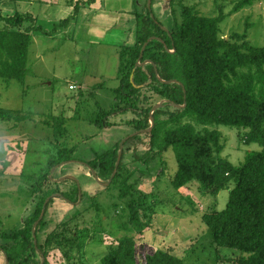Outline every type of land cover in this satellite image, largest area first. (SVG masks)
I'll return each instance as SVG.
<instances>
[{"label": "trees", "instance_id": "1", "mask_svg": "<svg viewBox=\"0 0 264 264\" xmlns=\"http://www.w3.org/2000/svg\"><path fill=\"white\" fill-rule=\"evenodd\" d=\"M248 1L242 0L239 6ZM152 5L149 7L145 0L141 8L135 9L136 42L120 48L119 84L113 88L114 103L110 109L98 112L104 119L91 120L98 127H111L119 125L112 118L130 113L128 123L133 126L132 132L140 131L125 141L121 162L110 184L116 183L122 196L131 194L130 222L134 229H143L148 222L144 224L141 215L147 217V210L152 207L150 198L158 194L137 188L145 175H149V169L130 181L137 168L127 167V152H133L130 164L141 162L150 168L157 158L164 164V153L173 149L178 163L171 178L175 188L198 180L204 195H217L230 181L235 182L226 207L211 209L203 214V220L212 229L217 248L228 247L247 254L238 264H264V45H252L247 40V31L221 36L220 24L226 17L223 12L216 16L202 15L184 5L180 19L176 18L173 26L167 27L156 16ZM79 6L78 3L72 18L78 14ZM70 19L64 18L61 23ZM0 20L7 24L0 28V79L24 82L30 72L29 52L34 33L46 30L36 24L37 17L30 12L8 16L0 12ZM157 103L161 105L151 116ZM152 118L154 127L149 129ZM186 118L203 125L204 130L182 124ZM0 119L12 122L11 127L34 120L54 131L52 144L57 145V151L49 156L47 168L34 174L29 188V195L34 197V211L27 215L21 227L0 233L4 264L6 257L9 264H42L43 257V264H51L50 246H78L81 237L77 238L69 224L94 205L100 210V205L95 201L96 196H85L83 188L80 197L76 179L55 180L60 177L57 167L72 160L77 148V145L60 146V139L68 134L64 116L53 113L37 116L29 110L0 108ZM215 123L248 128L244 140L257 142L262 149L248 150L242 162L234 164L221 156L225 146L221 132L206 127ZM121 141L84 160L94 178L93 171L103 183L112 177ZM58 197L79 207L84 197L87 201L83 209H77L67 221H61L51 212ZM136 253L135 235L124 234L114 240L102 257V264H138ZM145 264L185 263L171 250L158 248L146 255Z\"/></svg>", "mask_w": 264, "mask_h": 264}, {"label": "rangeland", "instance_id": "2", "mask_svg": "<svg viewBox=\"0 0 264 264\" xmlns=\"http://www.w3.org/2000/svg\"><path fill=\"white\" fill-rule=\"evenodd\" d=\"M84 1L0 0V12L4 16L30 12L37 17L36 24L46 30L34 33L29 52L30 72L24 82L0 79V108L29 110L37 116L66 112L68 134L60 139V146L77 145V148L72 160L52 167L51 172L57 167L60 177L74 176L84 189L85 196H96L95 201L100 205V210L94 205L69 224L77 238L81 237L79 245L50 246L48 261L51 264H102V257L108 253L114 240L124 234H132L137 239L138 264H145L146 255L158 248L171 250L185 264H238V260L247 254L228 247L217 248L213 231L203 220V214L211 209L226 207L234 181H230L217 195H204L198 180L175 188L171 178L178 169V163L173 149L164 153V164L157 158L150 168L141 162L130 164L134 157L133 152L128 151L125 159L127 167L137 168L130 181L137 179L141 171L149 169V175H145L137 188L148 194L152 191L158 194L150 198L152 207L147 210V217L143 213L141 215L143 223H148L137 230L129 219L131 194L122 196L116 183L102 184L84 164L133 131V126L128 123L132 117L130 113L112 118L119 125L111 127H98L91 122L96 118L104 119L98 112L112 107L115 100L113 88L119 80L117 76L113 78L114 68H108L106 57L100 55L104 47L88 42L83 28L81 31L75 29L76 25L84 27L89 22L88 18H72L70 15L73 8ZM138 1V8H141L145 0ZM241 1L154 0L152 6L156 16L167 27H172L176 18L180 19L184 5L202 15L216 16L223 12L226 17L220 24L221 36L230 37L235 32L247 31V40L252 45L263 46L264 0H249L239 6ZM69 17L70 21L61 23ZM6 26V21L0 20V28ZM95 70L101 74L102 83L88 89L69 88V81L82 83L81 79L90 77ZM182 124H191L196 130L205 128L188 118ZM11 125L12 122L0 119V233L21 227L27 215L34 211V197L29 195L33 176L47 168L49 156L57 151V145L52 144V128L34 120L25 121L18 127ZM206 127L221 132L225 145L221 156L234 164L241 163L248 150L262 149L259 143L244 140L248 128L219 123ZM80 160L83 161L79 163ZM86 201L87 197H84L79 207L58 197L51 212L55 219L67 221L77 209L84 208ZM52 226L49 225L46 230ZM4 262L0 253V264Z\"/></svg>", "mask_w": 264, "mask_h": 264}, {"label": "crops", "instance_id": "3", "mask_svg": "<svg viewBox=\"0 0 264 264\" xmlns=\"http://www.w3.org/2000/svg\"><path fill=\"white\" fill-rule=\"evenodd\" d=\"M86 1L87 0L82 4L79 3V16L77 14L76 18L82 16V19L88 18L89 22H87V25L84 27H78L76 25L75 29L81 31L83 28L88 42L99 43V45L104 47V50L100 51V55L106 57V65L108 68H114L113 78L115 79L120 62V48L123 45H134L136 42L135 9L139 7V1L94 0L90 4L86 3ZM71 12L70 15H73L75 8H73ZM100 78L101 74L95 70L94 74L90 77L81 79L82 83L78 80L69 81V88L71 84L76 85V88H70L71 90L95 87L96 83H102ZM104 82L105 81H103V83ZM116 86H114V88ZM60 113L67 120L68 114L64 111H60ZM60 113L58 115H60Z\"/></svg>", "mask_w": 264, "mask_h": 264}, {"label": "water", "instance_id": "4", "mask_svg": "<svg viewBox=\"0 0 264 264\" xmlns=\"http://www.w3.org/2000/svg\"><path fill=\"white\" fill-rule=\"evenodd\" d=\"M151 5H152V0H148V6L151 7ZM146 45H147V43L144 45L142 52L144 51ZM139 64H140V63H139ZM160 105H161V103H157V104L153 107V109H152V111H151V116H152L154 110H155L156 108H158ZM154 123H155V122H154V119L152 118V120H151V127H150L149 129H152V128L154 127ZM149 129H148V130H149ZM146 130H147V129H146ZM138 132H140V131L132 132L130 135H128V136H126L125 138H123V140H122L121 143H120V151H119V154H118V159H117V163H116L115 171H114L112 177L109 179V181H108L107 183H102V182H101L102 184H104V185H106V186L110 184V182L112 181V178L114 177L115 173L117 172L118 166H119V164H120V162H121V158H122V154H123V148H124V143H125V141H126L130 136H133V135L137 134ZM93 174L95 175V178H96L97 180H99L98 177L96 176L95 171H93ZM67 177L74 178V176H72V175H65V176L60 177V178L55 179V180H63V179H65V178H67ZM78 183H79V181H78ZM79 187H80V189H79V194H80V197H82V187H81L80 183H79ZM48 200H49V199H47L45 203H47ZM41 218H42V215L40 216V219H41ZM37 223H38V221H36L35 224H34V227H33V230H34V231H35V227H36ZM35 242L37 243V239H35ZM44 262H45V257H43V262H42V264H43ZM6 264H9V260H8L7 257H6Z\"/></svg>", "mask_w": 264, "mask_h": 264}, {"label": "built area", "instance_id": "5", "mask_svg": "<svg viewBox=\"0 0 264 264\" xmlns=\"http://www.w3.org/2000/svg\"><path fill=\"white\" fill-rule=\"evenodd\" d=\"M70 88H71V89H75V88H76V85H75V84H71V85H70Z\"/></svg>", "mask_w": 264, "mask_h": 264}]
</instances>
